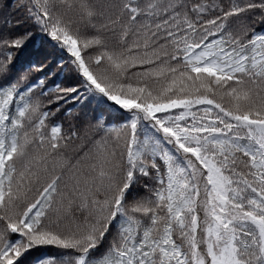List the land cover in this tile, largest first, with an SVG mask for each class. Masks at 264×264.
Returning a JSON list of instances; mask_svg holds the SVG:
<instances>
[{"label":"snow or ice","instance_id":"snow-or-ice-1","mask_svg":"<svg viewBox=\"0 0 264 264\" xmlns=\"http://www.w3.org/2000/svg\"><path fill=\"white\" fill-rule=\"evenodd\" d=\"M0 264H264V0H0Z\"/></svg>","mask_w":264,"mask_h":264},{"label":"trees","instance_id":"trees-1","mask_svg":"<svg viewBox=\"0 0 264 264\" xmlns=\"http://www.w3.org/2000/svg\"><path fill=\"white\" fill-rule=\"evenodd\" d=\"M9 2H10V0H9ZM13 15H16V14L14 13ZM65 126H67V121L66 120H65Z\"/></svg>","mask_w":264,"mask_h":264}]
</instances>
